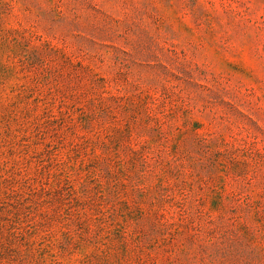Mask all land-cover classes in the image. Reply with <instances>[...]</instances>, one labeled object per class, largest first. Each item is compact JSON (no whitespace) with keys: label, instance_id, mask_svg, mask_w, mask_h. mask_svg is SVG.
<instances>
[{"label":"rangeland","instance_id":"obj_1","mask_svg":"<svg viewBox=\"0 0 264 264\" xmlns=\"http://www.w3.org/2000/svg\"><path fill=\"white\" fill-rule=\"evenodd\" d=\"M0 264H264V0H0Z\"/></svg>","mask_w":264,"mask_h":264}]
</instances>
